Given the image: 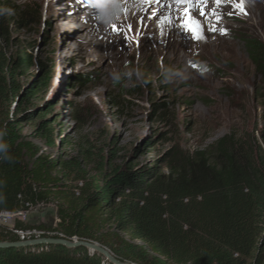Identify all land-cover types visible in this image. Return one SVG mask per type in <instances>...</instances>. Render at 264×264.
<instances>
[{"label": "rangeland", "instance_id": "obj_1", "mask_svg": "<svg viewBox=\"0 0 264 264\" xmlns=\"http://www.w3.org/2000/svg\"><path fill=\"white\" fill-rule=\"evenodd\" d=\"M4 1L9 10L3 12L8 36L5 43L0 39L3 55L21 51L30 64L38 61L42 68L30 65L26 73L14 75L19 97L0 103V119L17 120L22 143L37 157L58 164L73 161L88 180L101 174L98 163L105 175L122 164L168 175L176 158L229 134L252 137L262 127L264 79L244 44L235 39L212 40L200 48L212 71L197 75L193 67L184 66L192 49L177 41L172 28L164 31L162 14L154 9L143 8L139 21L129 18L128 11L122 18L111 0ZM253 1L247 2L251 8L244 13L242 29L264 40V0H257L255 7ZM99 4L103 8L94 16ZM15 8L32 10L33 17L20 18ZM84 16L100 18L96 25L103 26L93 47L85 45L93 29H84ZM113 25L120 31L114 32ZM77 170L55 172L66 194L75 190L76 197V187L85 183L76 180ZM58 203L38 204L26 211L23 222L3 227L15 231L17 224L44 225L53 230L59 223ZM100 233L111 243L118 234L146 247L118 232L113 220ZM35 235L54 233L37 230Z\"/></svg>", "mask_w": 264, "mask_h": 264}, {"label": "trees", "instance_id": "obj_2", "mask_svg": "<svg viewBox=\"0 0 264 264\" xmlns=\"http://www.w3.org/2000/svg\"><path fill=\"white\" fill-rule=\"evenodd\" d=\"M0 0V39L7 41ZM11 8V10H13ZM19 10L20 18L33 17ZM32 13V14H31ZM253 64L264 79V40L246 38ZM0 47V103L19 97L14 75L30 65L21 51L6 57ZM44 78L41 79L42 84ZM264 84V80H263ZM26 98L29 93H26ZM26 98L20 101L26 102ZM28 99V98H27ZM264 110V100L262 104ZM251 137L229 134L217 143L173 160L168 175L122 164L87 179L79 164L50 163L22 143L15 118L0 119V211H29L38 204L58 203L57 228L17 224L19 230L51 231L52 237L95 242L118 260L134 264H264V114ZM43 126L40 125V129ZM258 135V136H257ZM251 137V139H250ZM30 156V157H29ZM60 169V170H59ZM77 170L79 195L66 194L57 171ZM116 200L119 202L117 203ZM146 247L113 234L101 235L107 223ZM112 238V236L110 235ZM19 235L0 226V242L16 243ZM0 264H108L84 248L63 246L0 249Z\"/></svg>", "mask_w": 264, "mask_h": 264}, {"label": "clouds", "instance_id": "obj_3", "mask_svg": "<svg viewBox=\"0 0 264 264\" xmlns=\"http://www.w3.org/2000/svg\"><path fill=\"white\" fill-rule=\"evenodd\" d=\"M253 2V7H255L257 0H254ZM206 4H210L208 0L207 3H200L198 2V0H190L189 4L183 6L176 0H162L159 4L152 3L151 7L148 8V11L154 9L153 13L157 14V8L159 7V10H161L162 14V18H159V20H162L163 22L165 21L166 23H164V31L170 30V28L174 27V25H180V23L185 22V18L187 15H191L192 18L199 21L201 31L199 39H194L192 33L189 31H187L188 33H182L177 30L180 29L179 27L172 28V30H175L174 32H176L175 35L177 41L181 42L182 44H186L192 49L193 55L188 56L184 59V66H187V68L189 69L193 67V69L196 70L197 75H200V72H202L203 75L204 73L212 71L211 63L206 61L204 57L200 55V48L209 44L212 40L215 41L235 39L239 42L240 45L244 44L246 50H248L246 38L249 35L246 34L248 32H243L242 24L243 20L247 18L244 13H246V11H249L248 9L251 8L250 4H248L247 7L243 9V11L238 8L240 13L233 18L231 17L235 13V11H233L234 7H226L221 12L215 11L216 15L210 16L213 13L212 6L208 7L207 11L205 12L204 8ZM99 6L100 4L96 6V8H94L93 14H95V12L99 9ZM201 10L204 12V15H201ZM136 18H138L139 21L144 19L142 15L141 17ZM216 20H218L219 22L216 23ZM221 22L223 24H219ZM213 28H215V30H212ZM221 30H224V32L222 33ZM248 53L250 55V50H248Z\"/></svg>", "mask_w": 264, "mask_h": 264}, {"label": "water", "instance_id": "obj_4", "mask_svg": "<svg viewBox=\"0 0 264 264\" xmlns=\"http://www.w3.org/2000/svg\"><path fill=\"white\" fill-rule=\"evenodd\" d=\"M35 246L53 247L63 246L68 249L84 248L91 253H96L103 257L108 264H134L122 262L118 260L109 250L105 247L95 243L84 240H68L65 238H37L35 240L18 241L16 243L0 242V249H16V248H30Z\"/></svg>", "mask_w": 264, "mask_h": 264}, {"label": "built area", "instance_id": "obj_5", "mask_svg": "<svg viewBox=\"0 0 264 264\" xmlns=\"http://www.w3.org/2000/svg\"><path fill=\"white\" fill-rule=\"evenodd\" d=\"M27 214L28 213L26 211H18L15 213L8 211H0V225L9 226V225H14L15 221L23 222L22 218L26 217ZM13 232L20 235L21 241L35 240V238H41V236L37 237L35 235L37 234V230L30 232V231L16 229Z\"/></svg>", "mask_w": 264, "mask_h": 264}, {"label": "snow or ice", "instance_id": "obj_6", "mask_svg": "<svg viewBox=\"0 0 264 264\" xmlns=\"http://www.w3.org/2000/svg\"><path fill=\"white\" fill-rule=\"evenodd\" d=\"M181 2H186V0H181ZM198 2L207 3V0H198ZM221 2L222 0H215V3L217 5H219ZM235 6L239 7L241 11H243L242 0H240V3H237ZM201 15H204V12L202 10H201ZM183 26L186 28V30L192 33L194 39L200 38V23L199 21L192 18L191 15L186 16ZM112 27L114 31L117 30L115 25H113ZM212 30H215V28H213ZM221 32L223 33L224 30H221Z\"/></svg>", "mask_w": 264, "mask_h": 264}, {"label": "bare ground", "instance_id": "obj_7", "mask_svg": "<svg viewBox=\"0 0 264 264\" xmlns=\"http://www.w3.org/2000/svg\"><path fill=\"white\" fill-rule=\"evenodd\" d=\"M157 10H158V12H161V10H159V7L157 8ZM146 15V14H145ZM154 15V14H153ZM156 16V15H155ZM87 18H88V22L86 23L87 24V27H85L84 29L85 30H87V28H89L90 30H92L93 29V33H91L92 35L91 36H89V34L86 36V39L88 40H86L87 41V43L85 44V45H89L90 47H93V44L94 45H96L97 44V40H100V38H99V36H101V34H100V31H98L100 28H102L103 26L101 25L100 27H99V25L97 26L96 24V19H95V21L94 22H91L92 21V19H94V18H92L91 16H87V17H83V18H81V20L82 19H84V22L87 20ZM100 19V18H99ZM77 20V19H76ZM147 20H148V22H151L152 23V21H151V18L149 19L148 17H147ZM88 24H89V26H88ZM99 24V23H98ZM99 32V35L96 33L95 34V32ZM173 32V31H172ZM171 35V34H170ZM170 38V37H169ZM102 40V39H101ZM173 43V42H172ZM181 44V43H180ZM172 45V44H171ZM187 46V45H186ZM207 47V46H206ZM178 48V47H177ZM179 50V49H178Z\"/></svg>", "mask_w": 264, "mask_h": 264}]
</instances>
